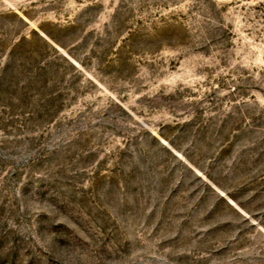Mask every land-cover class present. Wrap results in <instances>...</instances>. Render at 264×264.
<instances>
[{
  "label": "rangeland",
  "instance_id": "1",
  "mask_svg": "<svg viewBox=\"0 0 264 264\" xmlns=\"http://www.w3.org/2000/svg\"><path fill=\"white\" fill-rule=\"evenodd\" d=\"M0 264H264V0H0Z\"/></svg>",
  "mask_w": 264,
  "mask_h": 264
},
{
  "label": "water",
  "instance_id": "2",
  "mask_svg": "<svg viewBox=\"0 0 264 264\" xmlns=\"http://www.w3.org/2000/svg\"><path fill=\"white\" fill-rule=\"evenodd\" d=\"M160 140H161V142L163 143V144H165L167 147H169V148H171V146L169 145V144H167L166 142H164L163 140H162V138L160 137V135L157 133V134H155ZM175 152V151H174ZM176 153V155H178L179 157H181L182 158V156L178 153V152H175ZM183 160H185L184 158H182ZM186 161V160H185ZM187 162V161H186Z\"/></svg>",
  "mask_w": 264,
  "mask_h": 264
},
{
  "label": "bare ground",
  "instance_id": "3",
  "mask_svg": "<svg viewBox=\"0 0 264 264\" xmlns=\"http://www.w3.org/2000/svg\"><path fill=\"white\" fill-rule=\"evenodd\" d=\"M155 132V131H154ZM155 134H157L156 132H155ZM154 134V135H155ZM163 140V139H162ZM164 142H166L167 144H169L166 140H163ZM170 145V144H169ZM171 146V145H170ZM178 152V151H177ZM182 157H184L180 152H178ZM185 158V157H184ZM186 159V158H185ZM229 199H230V201L232 202V203H235L230 197H229ZM236 204V203H235Z\"/></svg>",
  "mask_w": 264,
  "mask_h": 264
}]
</instances>
